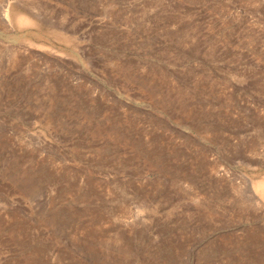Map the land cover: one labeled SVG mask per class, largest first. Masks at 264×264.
I'll list each match as a JSON object with an SVG mask.
<instances>
[{
	"label": "rangeland",
	"instance_id": "374dc122",
	"mask_svg": "<svg viewBox=\"0 0 264 264\" xmlns=\"http://www.w3.org/2000/svg\"><path fill=\"white\" fill-rule=\"evenodd\" d=\"M262 182L264 0H0V264H264Z\"/></svg>",
	"mask_w": 264,
	"mask_h": 264
},
{
	"label": "bare ground",
	"instance_id": "6f19581e",
	"mask_svg": "<svg viewBox=\"0 0 264 264\" xmlns=\"http://www.w3.org/2000/svg\"><path fill=\"white\" fill-rule=\"evenodd\" d=\"M257 187V186H256ZM258 188V192L260 193V195L264 198V184H263V182H262V184L259 186V187H257ZM255 189V188H254ZM256 191V190H255ZM258 193V194H259Z\"/></svg>",
	"mask_w": 264,
	"mask_h": 264
}]
</instances>
